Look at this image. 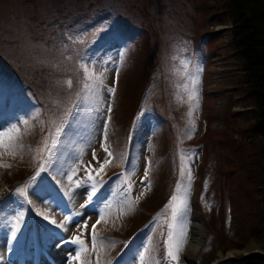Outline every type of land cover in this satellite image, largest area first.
I'll use <instances>...</instances> for the list:
<instances>
[{
  "label": "rangeland",
  "instance_id": "obj_1",
  "mask_svg": "<svg viewBox=\"0 0 264 264\" xmlns=\"http://www.w3.org/2000/svg\"><path fill=\"white\" fill-rule=\"evenodd\" d=\"M16 1L0 0V264H232L251 255L264 224L243 182L250 162L234 155L239 69L214 0H142V19L163 26L164 39L143 93L128 88L133 34L120 17L139 0H105L113 12L100 24L85 7L75 42L64 27L27 26ZM8 64L20 78L7 79ZM155 196L162 201L149 209ZM193 218L206 233L197 254L185 250ZM169 244L179 246L176 261Z\"/></svg>",
  "mask_w": 264,
  "mask_h": 264
},
{
  "label": "trees",
  "instance_id": "obj_2",
  "mask_svg": "<svg viewBox=\"0 0 264 264\" xmlns=\"http://www.w3.org/2000/svg\"><path fill=\"white\" fill-rule=\"evenodd\" d=\"M16 1V0H15ZM20 0L17 3L18 18L24 16V10L28 9L26 22L27 26L30 24L32 27H39L43 32L54 33L56 29L64 27V39L71 38L70 42H75L80 36L79 26L84 22L81 19V14L85 11V7H89V11L94 13V22L103 21L109 18L113 12L109 7L105 8V0H93L92 4H88L84 0ZM146 2L148 0H145ZM150 1V0H149ZM77 2V3H76ZM138 3L127 8L124 13L120 15L124 25L132 32V45L128 49V54H133L134 60L124 61L133 64V72L131 73V80L128 83V88L133 87L136 93H143L146 88V80L144 81V73L148 69L149 64H153L155 55L152 53L158 42H164L161 37L163 26L157 23H150L142 19V9ZM73 3L75 8L68 14L65 8L68 4ZM51 4L49 13H44L45 5ZM161 5L157 8H160ZM141 9V11H140ZM22 10V14H21ZM213 16L218 25H229L231 29V40L228 44L230 48V58L239 69V81L235 89L238 95V103L243 109L242 113L237 117L240 121V128L237 129L241 134L240 145L234 155H239L243 161L250 162L253 175L246 176L243 180L246 190L248 191L249 204L257 219L261 220L264 224V0H214ZM158 21L160 19H157ZM156 20V21H157ZM48 21V24L45 22ZM155 21V22H156ZM68 24V26H67ZM67 26V27H65ZM162 27V30L160 28ZM62 30V29H61ZM155 30V31H152ZM58 30L57 32H59ZM41 37V36H39ZM38 37V39H39ZM170 50L173 48L171 44L167 43ZM134 52V53H133ZM82 54H85L83 51ZM126 55V56H127ZM86 56L82 59L86 60ZM1 62V59H0ZM6 65V63H3ZM3 66V65H0ZM9 68L7 77H12L15 74L17 78L21 76L13 70L12 65L6 66ZM131 70V69H130ZM130 70L125 73L129 74ZM128 78V77H127ZM16 79V78H14ZM173 79V78H170ZM19 81V79H16ZM127 88V89H128ZM43 88H41L42 90ZM131 96L127 97L131 99ZM136 105V104H135ZM136 107V106H135ZM134 110V109H133ZM132 110V111H133ZM132 111L130 115L132 114ZM234 116H236L234 114ZM241 117V118H240ZM223 140V139H222ZM244 140L245 144H241ZM229 141V140H228ZM227 141V142H228ZM217 142H220L218 139ZM227 142L225 144H227ZM231 145L227 147L230 148ZM231 151V150H230ZM232 152V151H231ZM22 172V171H21ZM20 172V173H21ZM251 185V186H250ZM250 186V188H249ZM254 191V196L253 193ZM250 193V194H249ZM158 200H157V199ZM163 198V197H162ZM160 199V200H159ZM162 201L158 196L149 199V209L160 204ZM250 214V213H249ZM263 219H262V218ZM139 222H136V224ZM255 241L253 245H244L252 252L251 255L243 257L242 259L232 260V264H264V255L255 253L254 250L258 249L264 252V229L255 228ZM129 231L126 233L128 234ZM252 232L254 230L252 228ZM232 242L236 249H242L240 243L235 242L231 237ZM230 239V240H231ZM215 256V255H214ZM212 256V257H214Z\"/></svg>",
  "mask_w": 264,
  "mask_h": 264
},
{
  "label": "bare ground",
  "instance_id": "obj_3",
  "mask_svg": "<svg viewBox=\"0 0 264 264\" xmlns=\"http://www.w3.org/2000/svg\"><path fill=\"white\" fill-rule=\"evenodd\" d=\"M199 224L200 223L197 222L196 218L192 219L191 231H190L191 234L188 238V241L186 243L187 245L185 248L187 253L191 251L192 253L197 254L201 251V249L203 248L205 244L204 242H205L206 233L204 232L202 228L199 227ZM3 252H1V254H3V257L6 258V252L4 253ZM225 262H226L225 264H227L228 261H225ZM5 264H8V263L6 262Z\"/></svg>",
  "mask_w": 264,
  "mask_h": 264
},
{
  "label": "snow or ice",
  "instance_id": "obj_4",
  "mask_svg": "<svg viewBox=\"0 0 264 264\" xmlns=\"http://www.w3.org/2000/svg\"><path fill=\"white\" fill-rule=\"evenodd\" d=\"M69 83H71V82L69 81ZM194 83H195V81H194ZM189 99H192V100L196 99V94L193 92V93L190 95ZM106 162H107V161H106ZM94 195H95V193L93 192V193H92V196H94ZM88 198L91 200V196H89ZM173 199H176V198L173 197ZM175 215H176V213H175V211H174V212H173V216L175 217ZM77 239H79V238H77ZM168 239H169V241H171V239H172L171 234H169ZM178 252H179V246H178V245L176 246L175 251H173V246H172L171 244H169V248H168V251H167V256L170 257L171 260H173V261L178 260V256H177V254H176V253H178Z\"/></svg>",
  "mask_w": 264,
  "mask_h": 264
}]
</instances>
